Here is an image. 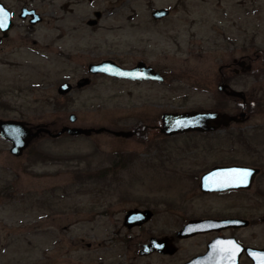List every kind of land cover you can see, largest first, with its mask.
Returning <instances> with one entry per match:
<instances>
[{"label":"rangeland","instance_id":"rangeland-1","mask_svg":"<svg viewBox=\"0 0 264 264\" xmlns=\"http://www.w3.org/2000/svg\"><path fill=\"white\" fill-rule=\"evenodd\" d=\"M2 1L15 25L0 44V118L53 131L160 125L165 111L227 106L235 113L239 102L218 90L220 71L234 75L226 68L233 58L264 48V0ZM23 5L35 7L43 21L20 18ZM154 8L170 13L156 20ZM95 10L103 15L90 26ZM104 58L123 66L147 61L167 81L136 85L99 75L85 89L59 94L63 82L76 85L85 62ZM256 70L264 64L245 73ZM242 77L251 94L259 88L264 94V78L258 84L250 73ZM73 113L76 122L69 120ZM250 119L235 151L245 162L264 164V105ZM156 130L131 138L107 131L41 135L21 156L0 136V264H172L142 256L141 244L206 216L250 219L236 234L244 245L264 249V174L246 194L202 195L190 173L220 159L229 142L197 137L184 150L189 135ZM134 208L155 209L156 216L129 228L124 219ZM191 244L175 260L188 256Z\"/></svg>","mask_w":264,"mask_h":264},{"label":"water","instance_id":"water-1","mask_svg":"<svg viewBox=\"0 0 264 264\" xmlns=\"http://www.w3.org/2000/svg\"><path fill=\"white\" fill-rule=\"evenodd\" d=\"M0 8L7 13L6 18L0 17V19H6L4 26L0 27L2 32L1 40L9 36L10 30L14 27V21L12 13L0 0ZM170 10L167 8H157L152 12V17L156 20H160L169 15ZM96 18L90 19L89 24L95 25L99 23L103 13L96 11ZM31 16L30 23L32 25L38 24L43 21V17L36 9L22 8L20 17L26 19ZM250 66L246 69H249ZM245 70V69H244ZM90 72L93 74L104 73L109 76L139 79V80H163V76L154 70L151 66H147L144 62H139L133 68H126L113 60H103L99 63L91 64ZM90 83L89 78H82L78 81L77 87L81 88ZM226 85L220 87V90L225 91L230 96L243 97V92L236 91L234 89H227ZM73 84L69 81L63 82L58 87V92L61 95H67L73 90ZM246 113L243 112L240 115H231L229 113L212 111V110H198V111H182V112H165L163 118L162 131L167 135H174L177 133H185L188 131H210L216 130L221 126L228 125L231 121H244ZM78 116L71 114L69 120L76 122ZM110 132L119 137H131L134 133L132 131L125 130H111L107 127H79L64 125L60 130L53 131L52 129L43 125H29L24 120L19 119H2L0 118V136L11 143L10 152L15 156H21L29 145L36 138L41 135H49L52 138L61 137L64 134H70L73 136L91 135L94 133ZM234 170H248L252 175L248 179L247 184H240L239 181L226 186L221 177L226 171L233 172ZM253 171L249 167H233V168H216L213 171L205 174L202 177V190L204 192L220 191L227 188H250L253 182ZM256 173L258 172L255 170ZM153 217V212L149 209L141 210L138 208L130 209L125 215L124 223L127 227L142 226ZM249 225V220L243 218H208V219H191L187 224L178 231V236L185 237L190 236L197 232L210 231V230H222L226 228H240ZM155 250L162 252H175L176 249H170L168 239H157L153 237L149 244L144 246L141 251L142 254H150ZM245 251L248 257L253 260V264H264V249H256L252 247H246L237 242L236 239H221L216 240L209 246V251L206 258L198 260L199 264H239V255ZM195 260L186 264H196ZM198 264V263H197Z\"/></svg>","mask_w":264,"mask_h":264},{"label":"flooded vegetation","instance_id":"flooded-vegetation-1","mask_svg":"<svg viewBox=\"0 0 264 264\" xmlns=\"http://www.w3.org/2000/svg\"><path fill=\"white\" fill-rule=\"evenodd\" d=\"M89 1H95V0H89ZM23 7L26 8H31V9H36L35 7L29 6V5H23L21 7V9ZM37 10V9H36ZM153 10V9H152ZM98 11L95 10L94 13ZM37 12H39L37 10ZM29 19V18H28ZM25 19V20H28ZM90 25V24H89ZM90 26H94V25H90ZM3 42V40H1V36H0V44ZM103 60H113L112 58H104L101 60H96V61H88L85 62L82 65V70H83V74L80 75L81 78H89L90 79V83L79 88V89H85L87 86L92 84V79L95 76H105L108 77L110 79H114V80H119V81H126L129 82L131 84H142V83H152V84H163L167 81V77L164 76L159 70H157L152 64L147 63V61L144 60H139L135 65L132 66H123L122 64L118 63L117 61H115L116 63H118L119 65L126 67V68H133L135 67L139 62H144L147 66H151L152 68H154V70L156 72H159L162 76H163V80H154V79H144V80H139V79H128V78H119V77H114V76H109L107 74L104 73H98V74H93L90 72V66L91 64H95V63H99ZM263 63L264 64V48L261 49H255L253 51V55H250L249 53H243L240 58H233L232 63L227 65L226 68L227 69H231L233 70L232 73H234V75H232L230 72H222L220 71V80H219V84H218V90H220V87L223 85L229 86L227 87V89H234L236 91H241L243 92V97L239 96V97H235V96H230L227 95L225 93V91H223L222 93H224L226 96H228L231 99H234L233 101L235 102H239L238 105V111L233 113V112H228L227 111V106L222 107V108H218L216 110H212V111H220V112H225V113H229L231 115H240L241 113L245 112L246 116H245V120L244 121H231L228 125H224L221 126L220 128L216 129V130H210V131H188L185 133H179L176 135H167L162 131L163 128V114L165 112H182V111H165L162 113L161 115V124L160 125H151V126H145V125H137L134 129H130V130H125V131H132L134 134L131 137L134 136H141V134L146 133L147 130L151 129H157L159 130L163 135L167 136V137H174L177 135H189L186 139V143L184 142L185 147H183L184 150H187L188 148L191 149L193 146H190L191 144H194V139H198L197 137H199L201 139L202 142H206V140H212V139H217L220 141H226V143L230 145H228L227 147L230 148L228 149V151H226V153H224L223 155L220 156V159L215 160V161H206L204 162V168L201 169V171L199 172H192L191 177L192 180L195 181V187L196 189H199L202 195H216V196H228L231 194H246L250 191H252L253 189H255L256 184H257V179L260 175L264 174V164H261L259 162H245L242 159L244 158L243 153L235 151V143L240 142V140L243 138L244 134H245V128H246V124L251 120V116L255 110V106H259L262 107L264 104V94H262V90L261 88L258 89V91L255 94H251L248 91V87L247 84H243L242 82L244 81L243 77L244 75H246L247 73H250L254 79H256L257 83L260 84V82L262 81V79L264 78V71L261 70H256V71H249L245 73L246 68H248L250 66L249 69L254 68V65L257 63ZM223 66L220 68L222 69ZM240 68V69H239ZM239 69V71H238ZM244 72V73H242ZM236 78L237 83L235 84L233 82V79ZM78 79V81L80 80ZM264 80V79H263ZM76 85L73 87H77V83ZM70 82V81H69ZM240 87L242 89H240ZM78 88V87H77ZM74 89V88H73ZM225 109V110H224ZM198 110H211V109H198ZM198 110H185V111H198ZM70 126V125H69ZM110 129V128H109ZM113 130V129H111ZM123 130V129H121ZM156 130V131H157ZM110 133V132H109ZM112 134V133H111ZM114 135V134H113ZM116 136V135H115ZM119 137V136H117ZM131 137H124V138H131ZM188 149V150H189ZM211 151H213L215 148H208ZM233 150L235 152H233ZM231 151V152H230ZM189 153V152H188ZM164 162H168L167 159H164ZM210 163V164H209ZM233 167H249L252 168L253 171V182L251 184L250 188H227L225 190H220V191H209V192H204L202 190V177L213 171L216 168H233ZM187 170V169H185ZM257 170L258 172L256 173ZM183 172V171H182ZM188 173V172H187ZM232 172L226 171L225 174L221 177L222 182L227 186H231L232 184L236 183L238 181L237 178L229 175ZM190 174H185V175H190ZM140 209V208H138ZM145 209H149L153 212V217L148 221L150 222L155 216H156V211L155 209H151V208H144L141 210H145ZM130 210V209H129ZM128 210V211H129ZM127 211V212H128ZM208 218H243V219H247L249 220V225L251 224V220L245 217H241L239 215H228L225 217H210V216H206V217H201V218H197V219H208ZM191 220V219H190ZM190 220H187L184 222V224L180 227L179 230H181L186 224L187 222H189ZM148 222L144 223L143 225L145 226ZM263 222H264V217H263ZM142 225V226H143ZM249 225H247L246 227H240V228H226V229H222V230H210V231H202V232H197L194 233L190 236H185V237H180L178 236V231L177 230L175 232V234L171 235L169 238H166L167 235H152L150 237H148L142 244H141V251L144 249V246L146 244H149L151 239L153 237H156L157 239H168V242L170 244V249H176L175 252L169 253V252H162L160 250H155L150 254H142V256H152V255H158L161 257H164L166 259H168L169 262H173L172 264H186L189 263L193 260H195L198 264L200 263L198 260H203L206 258V255L209 251V246L211 243H213L216 240H221V239H231L234 238L237 240L238 243H240L243 246L246 247H252V248H256V249H261L257 246H249V245H244L238 237V234H236L240 229L243 228H247L249 227ZM192 241V244L190 245V249H189V255L186 256L183 260H175L177 259L176 256L178 253H180L183 249H184V243ZM244 256H246L248 259L251 260V263H245L244 262ZM238 262L239 264H253V260L248 257V255L246 254L245 251H243L238 258ZM196 263V264H197Z\"/></svg>","mask_w":264,"mask_h":264},{"label":"snow or ice","instance_id":"snow-or-ice-1","mask_svg":"<svg viewBox=\"0 0 264 264\" xmlns=\"http://www.w3.org/2000/svg\"><path fill=\"white\" fill-rule=\"evenodd\" d=\"M6 16H7V13H5L2 8H0V17L6 18ZM5 22H6V19H0V27L4 26ZM229 175L237 178L240 184H247L248 179L252 175V173L248 170H234Z\"/></svg>","mask_w":264,"mask_h":264},{"label":"trees","instance_id":"trees-1","mask_svg":"<svg viewBox=\"0 0 264 264\" xmlns=\"http://www.w3.org/2000/svg\"><path fill=\"white\" fill-rule=\"evenodd\" d=\"M122 158H124V156H123V157H121V158H119V160H121V162H122V161H124V159H122Z\"/></svg>","mask_w":264,"mask_h":264}]
</instances>
